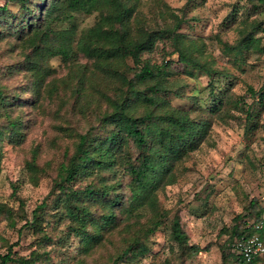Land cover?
Listing matches in <instances>:
<instances>
[{
	"label": "trees",
	"instance_id": "trees-1",
	"mask_svg": "<svg viewBox=\"0 0 264 264\" xmlns=\"http://www.w3.org/2000/svg\"><path fill=\"white\" fill-rule=\"evenodd\" d=\"M245 1L224 25L238 30L236 41L216 35L222 52L235 63L264 51V36H259L264 33V0ZM140 5V0H4L0 4V44L8 46L12 59L0 67V173L3 143L18 146L26 139L31 119L24 117V108L41 109L46 100L56 101L53 114L63 122L54 128L70 143L59 145L63 158L51 177V189L30 218L23 213L22 228L32 231L36 244H52L55 238L48 227L54 219L57 225L65 224L66 239L78 240L86 254L120 232L111 264L142 259L151 251V238L165 231L171 256L164 264H186L211 245L190 243L180 213L165 208L160 193L188 170L186 159L210 137L215 121L227 125L242 119L247 137L258 128L264 84L237 93L236 77L214 69L203 43L180 31L185 8L177 11L157 0L148 14ZM94 13V25L81 28L78 15ZM173 56L182 64L181 71L173 66ZM54 57L67 69L61 78L46 71ZM196 71L209 77V100L204 106L200 92L186 93L187 79L194 78ZM22 73L28 77L18 89L2 84L4 75ZM174 98L192 107L175 105ZM193 110H202L209 118H195ZM70 113L81 114L76 122L85 124L76 125ZM40 154L38 146L25 163L27 180L34 186L53 170L51 162L39 163ZM17 187L12 195L24 203L17 197ZM15 214L8 203H0V220L14 223ZM263 214L257 202L251 203L246 213L235 217L233 226L222 229L228 235L221 246L223 264L263 260L248 262L227 247L229 241L257 232L256 223L248 225V217L263 223L258 233L264 241ZM17 244L7 243L0 264H37L48 257V252L38 249L22 254L14 249Z\"/></svg>",
	"mask_w": 264,
	"mask_h": 264
},
{
	"label": "rangeland",
	"instance_id": "rangeland-1",
	"mask_svg": "<svg viewBox=\"0 0 264 264\" xmlns=\"http://www.w3.org/2000/svg\"><path fill=\"white\" fill-rule=\"evenodd\" d=\"M140 7L149 14L150 7L157 0H140ZM177 11L185 8L186 21L180 31L191 38L203 43L206 59L214 69L230 71L235 77L237 85L235 91L245 94L248 87L258 90L264 84V51L252 52L246 62H234L222 52L221 45L216 35L223 41L234 43L239 37L238 30L233 27H224L228 15L245 4V0H163ZM4 0H0L3 4ZM182 13V12H181ZM78 20L81 28L93 26L97 20V13L86 15L79 14ZM264 36V33L259 36ZM264 45V40H263ZM7 45L0 44V67L12 62L7 52ZM17 58V56H12ZM16 60V59H15ZM158 61H160L158 59ZM173 66L179 71L182 64L173 56ZM46 71L53 76L61 78L66 75L67 69L59 57L51 59ZM27 75L18 74L14 77L3 76L2 84L11 89L19 88L27 81ZM209 77L196 71L194 78L187 79L188 95L200 92L204 106L208 103ZM27 96V95H26ZM175 105H182L190 109L192 105L186 100L172 99ZM251 101V100H249ZM56 101L44 102L43 108L27 106L23 115L31 119L26 130L25 141L16 146L9 142L2 145V162L0 173V203H8L13 209L14 223L9 220H0V252H6L7 243H18L15 250L22 254H29L32 250L48 252V257H42L37 264H111L121 242L120 232L109 236L102 245L94 248L90 253H83L78 245V240L66 239L64 234L65 224H56L52 220L48 232L55 240L52 244L40 245L29 229H23L25 220L23 213L32 216L36 207L46 199L50 189L55 168L63 158V147L70 143L58 136L54 128L56 123L63 122V118L54 116ZM64 114H67L65 110ZM76 125L85 122L77 121L81 114H69ZM195 118H209L202 110H193ZM258 128L246 136V127L242 119L231 121L225 125L214 122L210 137L202 147L192 153L185 161L187 171L174 185L168 186L160 199L162 205L174 212H179L182 223L188 233L191 244L202 247L211 245L210 250H204L186 264H223L221 246L228 235L222 234L224 227L235 224V217L244 214L251 203L257 202L264 211V111L261 113ZM40 147L39 163L51 162V170L40 182L34 186L26 177L25 163L31 158L32 151ZM14 185H17V197L12 195ZM264 221V214L262 219ZM248 225L258 223L255 217L247 218ZM260 221V220H259ZM22 229V232L19 230ZM170 241L165 231H159L151 238V251L142 259L135 260L132 264H164L171 256L169 251ZM232 251V248H231ZM228 253L229 250H226ZM227 264H233L229 260ZM257 264H264L259 261Z\"/></svg>",
	"mask_w": 264,
	"mask_h": 264
},
{
	"label": "built area",
	"instance_id": "built-area-1",
	"mask_svg": "<svg viewBox=\"0 0 264 264\" xmlns=\"http://www.w3.org/2000/svg\"><path fill=\"white\" fill-rule=\"evenodd\" d=\"M262 225V222L256 223L254 228L257 232H254L249 236L235 239L233 242L229 241L227 247L232 248L233 251L238 253L248 262L257 257L264 260V241L258 233V230L262 228Z\"/></svg>",
	"mask_w": 264,
	"mask_h": 264
}]
</instances>
